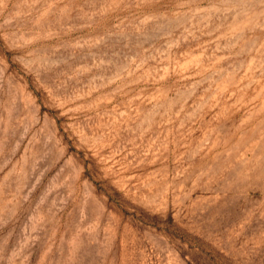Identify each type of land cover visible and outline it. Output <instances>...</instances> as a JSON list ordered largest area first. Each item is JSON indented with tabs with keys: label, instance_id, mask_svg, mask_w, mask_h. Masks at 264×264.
Returning a JSON list of instances; mask_svg holds the SVG:
<instances>
[{
	"label": "rangeland",
	"instance_id": "374dc122",
	"mask_svg": "<svg viewBox=\"0 0 264 264\" xmlns=\"http://www.w3.org/2000/svg\"><path fill=\"white\" fill-rule=\"evenodd\" d=\"M0 264H264V0H0Z\"/></svg>",
	"mask_w": 264,
	"mask_h": 264
}]
</instances>
